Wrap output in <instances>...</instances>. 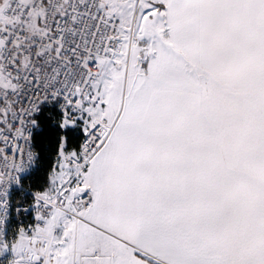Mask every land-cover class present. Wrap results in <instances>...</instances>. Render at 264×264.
<instances>
[{
    "label": "snow or ice",
    "instance_id": "obj_1",
    "mask_svg": "<svg viewBox=\"0 0 264 264\" xmlns=\"http://www.w3.org/2000/svg\"><path fill=\"white\" fill-rule=\"evenodd\" d=\"M0 264H264V0H0Z\"/></svg>",
    "mask_w": 264,
    "mask_h": 264
}]
</instances>
